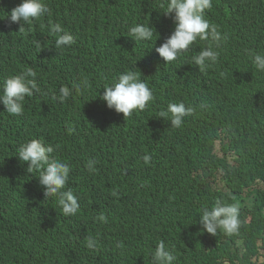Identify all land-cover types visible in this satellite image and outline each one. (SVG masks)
I'll list each match as a JSON object with an SVG mask.
<instances>
[{"label": "trees", "instance_id": "1", "mask_svg": "<svg viewBox=\"0 0 264 264\" xmlns=\"http://www.w3.org/2000/svg\"><path fill=\"white\" fill-rule=\"evenodd\" d=\"M15 1L0 0V90L12 75L36 73L32 137L69 164L65 189L80 207L65 216L58 198L42 196L31 178L22 195L0 197V264H153L161 240L173 264H264V72L250 56L264 54V0H212L206 18L226 39L212 44L218 60L205 70L192 57L210 41L198 40L172 62L155 51L175 28L174 14L161 7L166 0H44L51 15L22 30L6 17ZM50 23L74 43L57 49ZM136 23L153 28L152 40L129 35ZM62 69L64 83L78 91L73 107L92 102L85 120L43 113L54 92L42 73ZM125 71H136L155 96L130 117L101 98ZM179 102L195 111L174 128L159 114ZM12 118L0 107V160L21 171L13 160L18 145L4 139ZM64 132L68 140L50 136ZM217 201L240 203L238 234L202 229L201 209ZM19 206L12 219L9 208Z\"/></svg>", "mask_w": 264, "mask_h": 264}, {"label": "clouds", "instance_id": "2", "mask_svg": "<svg viewBox=\"0 0 264 264\" xmlns=\"http://www.w3.org/2000/svg\"><path fill=\"white\" fill-rule=\"evenodd\" d=\"M161 7L165 15L172 16L175 23L174 31L164 42L155 48V51L166 62H172L183 53L189 50L190 46L199 41H210L211 43L192 57L195 65L200 70H205L218 60V51L221 41L226 39L222 36L218 27L210 23L206 18V10L212 8V0H166ZM51 15V9L44 0H16L10 8V13L6 15L10 23L30 24L34 20H39L45 15ZM5 17V16H4ZM2 17V18H4ZM0 18V19H2ZM129 35L138 41H150L154 36L153 28L149 24L136 23L129 28ZM50 32L59 34L55 40L57 49L69 47L74 43V37L64 32L59 23H50ZM37 49H40L39 41L36 42ZM252 64L261 72H264V54L250 52ZM65 69L57 70L53 73H42L45 82L54 93L48 97V103L43 109L48 117L68 121H82L87 118V110L92 102H86L77 108L73 107L74 99L78 91L69 88L64 83ZM36 73L32 68L18 75L6 78L0 90L1 109L13 115L8 127L3 129L4 139L15 142L17 156L13 157L15 163L23 167L21 171H14L5 162L0 160V197L4 200H12L22 195L28 188L27 180L31 178L42 196L46 198H58V203L65 216L75 215L80 207L77 196L73 191L65 189L70 175V166L62 162L60 158L53 155L52 145H45L43 140L32 137L36 126L37 114L34 104L29 98L34 92H39L34 78ZM102 99L106 101L109 108L118 113H123L124 117H130L134 111H143L154 101L153 90L144 82L136 71H125L118 75L110 85L104 87ZM251 96H256L253 90ZM204 107V105H201ZM195 109L186 106L184 102L169 103L165 111H161L159 116L171 121V126L179 128L185 117L193 115ZM71 131V129H70ZM62 140H68L71 134L64 132L61 135L53 134ZM49 136V137H50ZM149 155L144 156L145 163L150 161ZM95 161H89L87 167L93 169ZM117 193L113 192V195ZM33 196L31 195L30 198ZM18 207H10L8 213L12 219L17 214ZM241 205L239 202L221 203L217 201L214 206L203 207L200 213L199 223L202 229L212 235H217L222 231L225 235H234L240 232L243 221L240 218ZM3 216V211L0 212ZM101 220L106 217L101 216ZM4 229V228H3ZM93 238H89L88 247H93ZM153 264H173L176 257L163 240L159 241L152 252Z\"/></svg>", "mask_w": 264, "mask_h": 264}, {"label": "rangeland", "instance_id": "3", "mask_svg": "<svg viewBox=\"0 0 264 264\" xmlns=\"http://www.w3.org/2000/svg\"><path fill=\"white\" fill-rule=\"evenodd\" d=\"M21 206H19L18 208H20Z\"/></svg>", "mask_w": 264, "mask_h": 264}]
</instances>
